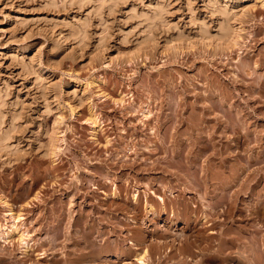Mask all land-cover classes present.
<instances>
[{"label":"rangeland","instance_id":"374dc122","mask_svg":"<svg viewBox=\"0 0 264 264\" xmlns=\"http://www.w3.org/2000/svg\"><path fill=\"white\" fill-rule=\"evenodd\" d=\"M224 28L235 33L224 37ZM262 82L264 0H0V264L71 262L82 246L74 241L92 229L88 242L108 249L93 256L99 264H139L142 247L125 240L132 225L121 230L126 216L113 209L149 188L174 201L169 207L191 200L205 212L143 223L139 235L151 247L145 264H264ZM206 93L212 103L225 98L226 121L227 168L210 170V189L223 177L229 195L241 192L226 215L225 206L214 210L219 191L205 196L160 142L172 105L186 101L184 117L194 122L211 104L199 100ZM113 185L119 197L104 198ZM14 227L23 242L3 243ZM154 228L167 231L166 250L148 236ZM56 232L68 240L60 235L50 246ZM107 241L123 252H109ZM27 244L34 251L25 256ZM81 260L75 264H88Z\"/></svg>","mask_w":264,"mask_h":264},{"label":"bare ground","instance_id":"6f19581e","mask_svg":"<svg viewBox=\"0 0 264 264\" xmlns=\"http://www.w3.org/2000/svg\"><path fill=\"white\" fill-rule=\"evenodd\" d=\"M159 14V12L157 13ZM225 17V16H224ZM231 26V24H230ZM224 27V26H223ZM229 27V26H228ZM233 29V28H231ZM234 30V29H233ZM222 33L224 35V37H226L227 35L230 36V34H234V31H231L230 28H224V30H222ZM226 35V36H225ZM233 36V35H232ZM219 37V36H218ZM234 38V37H233ZM219 40V39H218ZM229 43H231L230 41L233 40H229L227 39ZM220 41V40H219ZM229 45V44H228ZM244 72V70L242 71ZM241 73V76H246V73ZM246 72V71H245ZM237 78V77H236ZM241 78V77H240ZM239 79V78H238ZM237 79V80H238ZM236 80V81H237ZM241 80H243V78H241ZM240 81V80H238ZM246 81V80H245ZM243 82V81H242ZM236 84V82H234ZM232 83V84H234ZM239 83V82H238ZM237 83V85H238ZM241 83V82H240ZM263 83V88L262 86H260L259 91L260 93H264V82ZM242 84V83H241ZM253 84V83H252ZM239 87V86H237ZM241 87V86H240ZM192 88V87H191ZM262 91V92H261ZM189 92V91H188ZM257 94V93H256ZM259 94V93H258ZM203 95V94H202ZM211 95V94H210ZM208 93H206V95H203L201 98H199V100H201V102L204 100H207L208 98H212ZM201 96V95H200ZM258 96V95H257ZM207 97V98H206ZM226 97V96H225ZM221 99L219 101H217L218 99H216L217 103H212L211 99V104L207 105L204 107V105L202 106L201 109V117L197 116V119L195 121V119L193 120L194 122H189L186 120V118L184 117V112H185V104L186 101H184L183 103L181 101H177V103H174L172 105V107L169 109V113H166L164 118V122L161 123L162 126L167 125L168 122H171V127L170 125H167L169 127H165L168 128L167 131H165V136H163L164 138H162L163 140L160 141L161 145L163 146L164 143H168L170 145V148L168 151L171 154L170 158H169V162H171L173 164V166L175 165V167L179 169H184V171H182V169L180 171L184 172V174L182 176H185V178L187 177H191L192 179H195V187H197V189H203L204 190V194L205 196H209L210 194L213 195V198H215L218 194L217 191H219V195H220V199H218L219 201L216 202V206L214 208L215 209H219V207L225 206L226 208L222 209V213L223 215L229 214V210L232 207H235L236 205V200L238 198L239 193H241L239 190L237 191H233V193L231 195H229L227 192L228 187L230 186V181L228 180V178H221L220 185L217 189H213L211 190V185L208 183L207 180V174L209 172H211L210 170L213 168H218V171L220 172V174L222 173V175L224 174L223 172L225 171V169L227 168V161L225 159V156L223 155L224 153H226L227 150V146L224 144V141L222 140L225 136V132H223L224 130H226L224 127V130H222V125L224 124V113H223V106H225V98L220 97ZM173 99V98H172ZM202 102V103H203ZM205 104V103H203ZM168 106V105H167ZM184 106V107H183ZM192 108V107H191ZM168 110V109H167ZM219 111L216 113V117H212L215 114H212L214 111ZM145 113L142 115L145 120H149L148 118H153L152 117V113H150V111L146 110L144 111ZM227 112V111H226ZM217 114H219L220 116H218ZM228 114V113H227ZM196 115V114H195ZM200 115V113H199ZM159 118V117H158ZM235 119H237L235 117ZM234 119V120H235ZM144 120V119H143ZM144 120V121H145ZM238 120V121H237ZM235 124L231 126V128L233 129V133L240 128L239 126V119H237ZM160 122V121H159ZM226 122V121H225ZM241 122V121H240ZM147 125V124H146ZM161 127V126H159ZM166 130V129H164ZM220 131V133H218ZM218 133V135H217ZM52 136V135H51ZM217 137L218 141L214 143V140H216L215 138ZM52 139V137L50 138ZM248 141V140H247ZM250 141V140H249ZM2 142V141H1ZM51 143V140L49 141ZM108 143V142H107ZM52 144V143H51ZM51 144L49 145L50 147ZM156 146V145H155ZM49 147V148H50ZM51 149V148H50ZM49 149V151H50ZM55 149V148H54ZM53 149V150H54ZM163 149V148H162ZM166 149V148H165ZM150 151V150H149ZM160 151V150H158ZM167 151V150H166ZM165 150L163 151L166 152ZM48 152V151H47ZM161 152V151H160ZM49 153V152H48ZM53 155L50 151L49 155ZM159 154V153H158ZM168 154V153H167ZM166 155V154H165ZM169 155V154H168ZM167 155V157H168ZM168 159V158H167ZM217 161V162H213ZM262 162L264 161V159H261ZM55 159L53 160V164L55 163ZM164 161H166V159L164 158ZM52 162V161H51ZM125 162V161H124ZM128 162V161H127ZM167 162V163H169ZM213 162V164H212ZM121 163V162H120ZM200 163V164H199ZM215 163V164H214ZM128 164V163H127ZM146 165V164H145ZM171 165V164H170ZM104 166V165H103ZM168 166V165H167ZM144 167V166H143ZM146 167V166H145ZM174 167V168H175ZM168 168V167H166ZM173 168V167H172ZM175 168V169H177ZM221 169V171L219 170ZM101 170V169H100ZM142 170V169H141ZM164 170V169H163ZM167 171V170H166ZM176 171V170H175ZM102 172V171H101ZM126 173V172H125ZM178 173V172H177ZM237 173V172H236ZM235 173V175H237ZM98 174V173H96ZM104 174V173H103ZM107 174V173H106ZM145 174V173H144ZM101 175V174H100ZM175 175V174H174ZM221 175V176H222ZM127 176V175H126ZM181 176V175H178ZM163 177V176H162ZM176 177V176H175ZM218 177V176H217ZM249 177V176H248ZM124 178V177H123ZM133 178V177H132ZM250 178V177H249ZM188 179V178H187ZM209 179V178H208ZM220 179V178H219ZM254 179V178H253ZM78 180V179H77ZM143 180V179H142ZM173 180V179H172ZM189 180V179H188ZM255 180V179H254ZM258 180V179H257ZM122 181V180H121ZM84 182V181H83ZM90 182V181H89ZM106 182V180H105ZM108 182V181H107ZM106 182V183H107ZM191 182V181H190ZM236 182V181H235ZM252 182V181H250ZM125 183V180H124ZM244 183V182H243ZM256 183V182H255ZM128 184V183H127ZM147 184V183H146ZM145 184V185H146ZM92 185V184H91ZM136 185V184H135ZM164 185V184H163ZM252 185V184H251ZM102 186V185H101ZM182 186V185H181ZM249 186V185H248ZM93 187V186H92ZM113 189L112 191L107 194L105 191H101L102 195L104 196V198L108 197L111 199H116L119 197V191L118 188L116 187V185H113ZM122 187V186H121ZM166 187V186H165ZM76 188V187H74ZM128 188V187H127ZM162 188V187H161ZM251 187H246L245 190L249 191ZM98 189V188H96ZM148 189V188H147ZM174 189V188H172ZM77 190V189H76ZM79 190V188H78ZM197 190V191H198ZM217 190V191H216ZM134 192L130 194V196L128 197V200L130 203L128 204H120L117 205L113 211L117 212L118 214H123L126 217H123L125 220V223L122 224V227L120 226L121 230H126L128 226V224L132 225V227H129V235L126 237V245L130 247H142L140 248V250H142V255L140 254V258H138L137 260L139 261V264H145V257L146 255L150 256V250L151 247H147V243H145L144 240L145 237H142V239H140V230L141 226L143 227V223H149V226L153 225L154 227H156V222L161 220L160 217L162 214L167 215L168 218L170 219H176V220H185V218H187V216L189 214H194L197 212H202V214L205 212V210L202 209V207H204V203L202 204H197L196 206H190L191 205V200L189 201H180L178 203L177 207L174 206V208L169 207L170 205L173 204V202L168 201L164 198V196L156 193L155 190L152 189H148L147 192H144L143 196L139 195V191L133 190ZM244 191V190H243ZM122 192V190H121ZM128 192V191H127ZM129 194V193H128ZM121 195V194H120ZM81 196V195H80ZM127 196V195H126ZM173 196V195H172ZM123 197V196H120ZM212 197V196H211ZM37 198V197H36ZM173 198V197H172ZM204 198V197H203ZM219 198V197H217ZM123 199V198H121ZM70 200V199H69ZM176 200V199H175ZM95 201V200H94ZM106 201V200H105ZM216 201V200H215ZM71 202V200L69 201ZM214 202V201H213ZM72 203V202H71ZM91 203V202H90ZM172 203V204H171ZM70 204V203H68ZM100 204V203H99ZM174 205V204H173ZM202 205V206H201ZM92 207V206H91ZM95 207V206H94ZM97 207V206H96ZM100 207V205H99ZM103 208V207H102ZM109 208V207H106ZM205 209H207V207L205 206ZM209 209V208H208ZM207 209V210H208ZM255 209V208H254ZM257 209V207H256ZM108 210V209H107ZM206 210V211H207ZM98 211V210H97ZM111 211V210H110ZM216 211V210H215ZM255 211V210H254ZM99 212V211H98ZM10 213V212H9ZM84 213V212H83ZM88 213V212H87ZM95 213V212H94ZM253 213V212H251ZM255 213V212H254ZM96 215V214H95ZM98 215V214H97ZM216 215V214H215ZM101 216V215H100ZM151 216V218H150ZM202 216V215H201ZM82 217V216H81ZM89 217V216H88ZM227 217V216H225ZM17 220L20 219V216L18 215ZM102 218V217H101ZM126 218V219H125ZM164 219H166L164 217ZM191 219V218H190ZM205 219V217L203 218ZM77 220V219H76ZM126 220L128 223H126ZM226 221V220H225ZM117 222V221H116ZM165 222V221H164ZM168 222V220H167ZM172 222V221H170ZM184 222V221H183ZM191 220H186V224L184 222V225L188 226L190 225ZM107 223V222H106ZM173 223V222H172ZM175 225V224H174ZM219 225V224H218ZM85 226V225H84ZM13 227V226H12ZM80 227V226H79ZM78 227V228H79ZM91 227V226H90ZM185 227V226H184ZM54 228V227H53ZM58 226H55V230H58ZM92 229V228H91ZM89 229V231L91 230ZM140 229V230H139ZM188 229V228H187ZM66 230V229H65ZM64 230V231H65ZM0 231H1V227H0ZM93 231V229H92ZM89 232V233H92ZM128 231V229H127ZM82 232V230H81ZM96 232V231H95ZM62 233H64L62 231ZM88 233V231H87ZM86 234V232H84V234L82 236H78L80 239H77L74 241L73 245L74 246H78L79 242L82 244V246H78L80 247V249L77 251L79 252L80 255H77L76 258L72 259L71 262H69L68 260L62 261L64 262V264H75L77 261L80 262L81 258V262H85L88 264H99L98 262H100L99 258H95L93 259V256L95 255H104V253L106 254V251H108V249H101L97 250L95 243L92 242H88V239L90 238V235ZM143 233V232H142ZM167 231H157L154 228V231H151L150 234H148V236L150 235L151 238H158L160 243V246H156L158 247V250L163 249L166 250L165 248H167V244L164 243L165 239L167 238ZM93 234V233H92ZM210 234V233H209ZM211 234H215L214 232H212ZM210 234V235H211ZM63 236L66 237L65 234H60L57 233L55 235L52 236V238H50L48 240V244L50 246H56V239L59 238V236ZM18 236V241H20V243L23 242V237L24 234H20V232H18L17 227H14L13 229H11L10 232L6 233L5 235H3V243H8L10 241L13 240L14 237ZM146 236V234H145ZM147 236V237H148ZM184 236V235H183ZM200 236V235H199ZM198 235L196 237H199ZM146 237V238H147ZM195 237V238H196ZM1 238V237H0ZM67 238V237H66ZM66 238L62 241H65ZM185 238V237H184ZM200 238V237H199ZM208 238V237H207ZM10 239V241H8ZM148 239V238H147ZM187 239V238H186ZM193 239V238H192ZM68 240V238H67ZM103 240V239H102ZM141 240V242H140ZM196 240V239H195ZM105 241V240H104ZM185 241V240H184ZM1 242V243H2ZM108 242V241H107ZM140 242V243H139ZM196 242V241H195ZM225 242V241H224ZM87 243L88 245H83ZM59 245L61 243H58ZM106 244V243H105ZM155 244V243H154ZM72 245V246H73ZM38 247L36 249H39V247L42 246V242L39 243L37 245ZM145 246L147 247V249L145 248ZM4 248V247H3ZM100 248V247H99ZM102 248V247H101ZM107 248H109V252L111 251H120L122 248L120 247L119 244H110L109 242L107 243ZM35 249V251H36ZM88 249V251H87ZM85 250V251H84ZM139 250V249H138ZM181 250V249H180ZM34 251V248L32 246H29L28 244L26 245V247L24 248V250L22 251L23 254L26 256H28V253ZM87 251V252H86ZM125 251V250H124ZM129 251V250H128ZM131 251V250H130ZM183 251V250H181ZM5 252L2 250V253ZM86 252V253H83ZM123 252V249H122ZM154 252V251H153ZM0 253V263L4 262L5 258H4V254ZM6 253V252H5ZM112 253V252H111ZM126 253V252H125ZM158 253V252H157ZM172 253V251L170 250V253L168 255V257L170 256V254ZM181 253V252H179ZM6 255V254H5ZM44 255V253L42 254ZM86 255V257L84 256ZM160 255V254H159ZM192 255V254H191ZM84 256V257H83ZM41 257V256H40ZM159 257V256H158ZM23 258V257H22ZM44 258V256H42L40 259ZM160 258V257H159ZM4 259V260H3ZM110 261V260H109ZM158 261V260H157ZM160 262V261H159ZM111 263V262H109ZM55 264H60V262H55ZM62 264V263H61ZM160 264V263H158Z\"/></svg>","mask_w":264,"mask_h":264}]
</instances>
